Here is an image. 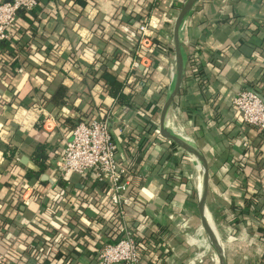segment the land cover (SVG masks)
<instances>
[{"label": "crops", "instance_id": "obj_1", "mask_svg": "<svg viewBox=\"0 0 264 264\" xmlns=\"http://www.w3.org/2000/svg\"><path fill=\"white\" fill-rule=\"evenodd\" d=\"M149 1L147 9L146 0H39L18 15L17 41L2 43L0 55V251L14 247L26 264H95L100 242H112L103 185L92 182L91 174L55 180L54 166L75 122L107 113L120 160L133 165L139 157L131 175L150 219L138 220L141 230L163 243L145 264L189 263L180 226L189 225L197 212L184 207L192 197L184 180L190 166L198 175L197 166L193 155L191 159L188 152L167 145L159 134L160 111L174 81L169 71L173 53L156 51L137 68L130 67L131 55L122 56L113 69L111 37L131 40L144 17L156 22V37L171 48L173 22L186 0ZM179 34L183 80L167 116L176 134L188 136L208 160V212L214 213L227 264H264V207L252 202L249 213L245 198H237L234 203L242 207L237 211L231 199L232 184L241 175L231 164L233 155L246 147V159L257 157L263 161L259 169L264 168V131L243 125L231 104L242 89L264 99V0H196ZM20 66L23 72L16 71ZM125 72L126 87L136 90L132 108L119 105L109 93L108 84ZM35 102L42 111L32 108ZM38 144H45L47 153L42 183L26 177L37 166L33 156ZM6 148H14L10 159ZM24 156L27 165L21 162ZM258 172L264 175L254 167L248 192H262L255 180ZM18 182L37 185L31 200L23 203L13 196ZM194 182L195 195L196 178ZM127 214L129 224L137 220L134 207ZM45 223L54 230L48 231ZM24 232L30 233L25 244L31 242L42 258L29 257L21 246Z\"/></svg>", "mask_w": 264, "mask_h": 264}, {"label": "built area", "instance_id": "obj_2", "mask_svg": "<svg viewBox=\"0 0 264 264\" xmlns=\"http://www.w3.org/2000/svg\"><path fill=\"white\" fill-rule=\"evenodd\" d=\"M155 1L152 0V2ZM38 4L39 0H0V42L6 44L16 42L13 30L18 15L21 12H29ZM155 24L156 22H153L151 17H144L138 22L135 34L132 35V43H129L134 51L131 68H137L139 64L150 62L157 51L153 40ZM57 50L55 49L54 52ZM69 61L66 60V63ZM16 71L23 72L24 69L20 66L16 68ZM131 79L128 81H132ZM39 104L35 102L32 108L39 112L42 111ZM231 104L243 125L251 126L259 132L264 131V100L256 92L247 89L239 90L233 96ZM106 114L81 118L75 122L71 130V138L65 143L55 163L54 178L58 180L69 174L81 176L91 174L92 182L103 185L109 203L110 216L111 204L116 209L120 220V235L114 242H100V246L95 249V264H144L148 259L138 247V236L133 233L128 222L127 208L132 206L131 174L127 167L128 163L121 161L118 156L110 131L109 117ZM186 137L189 139L188 136ZM36 186H26L20 194L16 193L13 188L14 197L17 199V196H20L23 203L29 201L34 196ZM28 190L30 192L25 196ZM64 195L65 193H60L61 197ZM110 216L107 223L111 228ZM46 226L48 231L52 230L47 224ZM155 249L158 248L150 250L149 255ZM0 264H13L6 260V250L0 252ZM189 264L195 263L190 261Z\"/></svg>", "mask_w": 264, "mask_h": 264}, {"label": "trees", "instance_id": "obj_3", "mask_svg": "<svg viewBox=\"0 0 264 264\" xmlns=\"http://www.w3.org/2000/svg\"><path fill=\"white\" fill-rule=\"evenodd\" d=\"M147 2V9L150 8L152 6L151 1L146 0ZM132 37V36H131ZM133 39V38H132ZM132 39L129 40L128 38L126 40L123 41H119L113 37H111V44L113 45V49L111 51V55H112V61H113V69L117 70L118 66H119V61L122 56L126 57V58H132L134 57L133 55V48L130 47L129 43H132ZM153 40L156 44V48L157 51H159L161 54H165V55H171L170 54V48L162 43L157 37H156V29L154 30V34H153ZM3 42H0V45ZM130 48V50H128ZM4 49V47L1 45L0 46V55H4V52L2 51ZM131 55V56H129ZM127 72H125L124 77L122 79H115L113 81H111L108 86H109V93L111 95L112 98H115L118 102L119 105L122 106H127L129 108L134 107L133 104V96L136 93V90H133L132 87H126V79H127ZM103 85V84H101ZM85 118V117H84ZM246 151L248 153V149L245 147ZM242 153L239 155H233L231 157V164L234 168H238L241 171V175L235 180V182H233L232 187H231V199H232V206L235 208V210L237 211H241L242 207L239 205L237 206L234 203V200H236L237 198H239V200H243V198H245V204L247 203V207H248V211L249 213L252 211L249 207L252 206V202H254L255 204L259 203L264 207V175H261L260 172L257 173V176L255 177L256 181H259V183L262 185V192L260 193L258 190L254 191V192H248L247 187H252L254 185L251 184V180H253V176H252V171L254 170V167L256 169H258L259 171L261 169L264 170L263 167H260L261 169H259V165L263 162H260L259 159H257V157L253 158V160H251L249 162V160H247V153ZM14 153V148H6V150L4 151V155L7 158H12V155ZM46 159H47V153H46V145L45 144H38L35 147L34 150V156H33V161L35 162V164L38 166V170L37 171H33V170H28L26 173V177H31V176H35L37 177V180L40 181V183H42L43 181L41 180V175L44 172V169L47 167L46 165ZM138 164H140L139 161V157L136 158L134 160V164L132 165H127L128 169H129V173L132 174V172H134L133 170L137 168ZM189 173L187 174V176L185 177L184 182L188 184L189 190H190V194H191V199L188 201V203H184V207L186 211H195L197 208V203L194 201V199L192 200V198H194V187H195V178H196V171L190 166L189 167ZM131 182H132V188H131V195H132V207H134L138 214H137V220H131L130 221V226L133 230V233L138 236V240H137V245L138 247L143 251V254L145 255L144 257H147V259H152V257L149 255V251L154 249V248H161L163 246L162 242H159V240H157L156 236H154L153 234H145L144 232H142L141 227H140V223L138 220L141 221H147L150 219L148 218V216L144 213V204L140 203V201L137 199V188H136V182L134 181V178L131 175ZM16 190V193L20 194L23 189V183L22 182H18L17 184L14 183L13 184ZM166 185L168 186L170 192H173V186L169 185L166 183ZM255 190V189H254ZM174 193V192H173ZM14 196V193H13ZM211 213L212 218L214 219V213L212 211V209L209 210ZM263 213H264V208H263ZM110 221H111V228L109 230V232H107V235L110 239H112V242L116 241L117 238L120 235L119 232V227H120V220L117 217L116 214V209L114 208V206L111 204V216H110ZM138 221V222H137ZM4 226V223L2 224V222H0V228ZM29 228V227H28ZM5 229V228H4ZM52 230H54V228L52 227ZM31 231V230H30ZM185 230H183L184 232ZM24 235H26L23 239H21V246H24V248L26 249V251H30V253H28L29 257H35V258H42L43 256H38V254L40 253V250L38 249H34L32 247L31 242L26 243V241H28L29 237L28 235H30V233H26L24 232ZM0 237H3L2 234H0ZM51 237V236H50ZM52 238V237H51ZM58 237L54 238L57 239ZM8 246V245H7ZM30 246V247H29ZM25 251V250H24ZM1 252V251H0ZM27 257V256H26ZM21 258H24L22 254H18L16 252V248L14 247H6V260L7 261H11L13 262V264H19L22 260ZM24 262V261H23ZM27 262V258L25 259V264ZM146 262H144L145 264ZM53 264H60L57 262L53 263Z\"/></svg>", "mask_w": 264, "mask_h": 264}, {"label": "water", "instance_id": "obj_4", "mask_svg": "<svg viewBox=\"0 0 264 264\" xmlns=\"http://www.w3.org/2000/svg\"><path fill=\"white\" fill-rule=\"evenodd\" d=\"M195 2L196 0H186L183 3L182 7L180 8L173 22L172 32H171V45H172L173 60H174V81H173L172 89L167 95L165 102L163 103V106L160 111L159 134L167 145L169 146L173 145L178 148H181L182 150L188 152L191 156L192 155L198 156L203 162L206 172V178H207L206 182H208V185L204 190H202V192L201 191L199 192L197 188V194H198L197 214L200 221V227L202 230H204L209 245L212 247V249L214 250L217 256L218 264H227L225 251L216 233L214 223L213 226H211L206 216V212H208V202L212 194L211 185L209 184L208 160L205 154L203 153V151L200 148H198L194 142L187 141L178 134L173 133L172 130L166 125L169 109L171 107L173 100L175 99V97L179 92L183 80L184 63H183V56L181 51V39L179 33L180 31L182 32L186 17ZM21 162L25 163L26 165L29 164V160L25 156L21 159ZM31 169L36 171L38 170L37 166L31 167Z\"/></svg>", "mask_w": 264, "mask_h": 264}, {"label": "rangeland", "instance_id": "obj_5", "mask_svg": "<svg viewBox=\"0 0 264 264\" xmlns=\"http://www.w3.org/2000/svg\"><path fill=\"white\" fill-rule=\"evenodd\" d=\"M170 52L172 55L173 53L172 45L170 48ZM172 56L170 57L171 64H173V61H174L172 59L173 58ZM169 71H170L171 77H172V74L174 76V69L170 67ZM190 158L192 159L191 155H190ZM193 199L197 203V200H198L197 192L195 193L194 198H192V200ZM213 223H214L216 233L223 245V242L220 238V235L218 234L219 232H218V229H217V226L214 220H213ZM180 228H183V230H185L184 232H182L183 233L182 237L185 236V240H186L185 244H183V247L188 248L189 252L191 253L189 256L188 262L194 261L195 264H218L217 256L214 250L212 249V247L209 245V242L206 238V234L204 230H202L200 227V221H199L197 212H196L195 218L189 222V225L185 223L183 226H180Z\"/></svg>", "mask_w": 264, "mask_h": 264}, {"label": "bare ground", "instance_id": "obj_6", "mask_svg": "<svg viewBox=\"0 0 264 264\" xmlns=\"http://www.w3.org/2000/svg\"><path fill=\"white\" fill-rule=\"evenodd\" d=\"M166 124L172 130V132L176 134V132L174 131V126L175 125L173 124V122L171 121V119L168 118V116H167ZM186 140L187 141H190L189 139H186ZM193 157L195 159V163H196L197 171H198V175L196 176V180H197V184H198L197 188H198V191L199 192L200 191L202 192V190H204L206 188V172H205V167H204L203 162L201 161V159L198 156L193 155ZM206 216H207V218L209 220L210 225L213 226V222H212L213 220H212V217L209 214V212H206Z\"/></svg>", "mask_w": 264, "mask_h": 264}]
</instances>
